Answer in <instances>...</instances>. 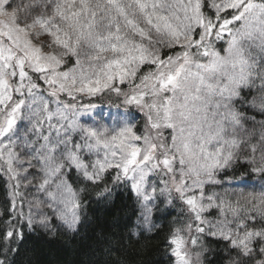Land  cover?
I'll list each match as a JSON object with an SVG mask.
<instances>
[{"label": "snow or ice", "instance_id": "6c2138e0", "mask_svg": "<svg viewBox=\"0 0 264 264\" xmlns=\"http://www.w3.org/2000/svg\"><path fill=\"white\" fill-rule=\"evenodd\" d=\"M0 179V264L118 188L171 264H264V0H0Z\"/></svg>", "mask_w": 264, "mask_h": 264}, {"label": "trees", "instance_id": "16d2710c", "mask_svg": "<svg viewBox=\"0 0 264 264\" xmlns=\"http://www.w3.org/2000/svg\"><path fill=\"white\" fill-rule=\"evenodd\" d=\"M92 102L112 106L119 103V99L114 93H105L100 98H92ZM6 198L7 186L4 179H0V209L5 206ZM85 203L87 207L76 231H69L57 222H53L54 233L25 229L19 252L10 257L13 264H171L170 257L165 255V240L168 224L178 215V210L170 209L171 215L157 213L154 221L163 227L136 237L130 232L136 221L130 191L118 188L107 201L89 192ZM212 247L217 248L216 242ZM220 258V254L213 253L207 260L219 264Z\"/></svg>", "mask_w": 264, "mask_h": 264}, {"label": "rangeland", "instance_id": "374dc122", "mask_svg": "<svg viewBox=\"0 0 264 264\" xmlns=\"http://www.w3.org/2000/svg\"><path fill=\"white\" fill-rule=\"evenodd\" d=\"M104 95V94H103ZM103 95H98V96H96V97H93V98H100L101 96H103ZM98 105V104H97ZM98 111H100V112H102V113H104L105 115H107L108 113H110V112H115L116 111V109L114 108V107H111L110 105H98ZM154 219V218H153ZM53 222H57V223H59L58 221H53Z\"/></svg>", "mask_w": 264, "mask_h": 264}]
</instances>
